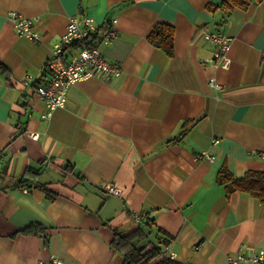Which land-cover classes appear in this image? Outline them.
<instances>
[{
  "label": "crops",
  "instance_id": "0c3cea01",
  "mask_svg": "<svg viewBox=\"0 0 264 264\" xmlns=\"http://www.w3.org/2000/svg\"><path fill=\"white\" fill-rule=\"evenodd\" d=\"M245 5L0 0V264H124L112 239L140 223L134 212L183 263L228 264L229 254L264 248V203L219 182L223 167L264 172V0ZM11 10L36 21L39 42L16 32ZM72 17L100 30L117 19L113 41L88 40L121 74L77 81L47 117L37 85ZM158 23L174 27L171 55L148 39ZM213 31L232 36L228 68L213 63ZM202 150L214 161L197 159ZM26 177L33 186L17 187Z\"/></svg>",
  "mask_w": 264,
  "mask_h": 264
},
{
  "label": "built area",
  "instance_id": "2783aa9c",
  "mask_svg": "<svg viewBox=\"0 0 264 264\" xmlns=\"http://www.w3.org/2000/svg\"><path fill=\"white\" fill-rule=\"evenodd\" d=\"M10 20L16 32L21 36H26L34 42L41 40L40 33L36 26V21L29 18L17 10L9 12ZM117 19L104 30L92 18L72 17L68 24L67 31L61 40L55 44L51 56L47 60L46 70L49 75L41 79L37 85V94L39 99L44 102L48 108L45 116L50 117L53 111L65 104L69 87L79 80L88 78L92 75L106 76L109 74L120 75L121 68L108 60L101 52L100 48L89 41V37L97 34L102 41L111 42L117 36ZM215 46V58L213 63L217 66L228 68L232 62L227 52L230 49L232 36L223 32L213 31L205 34ZM78 44V46L74 45ZM32 79V75L26 76V81ZM210 85L220 88L215 79L210 80ZM33 139L39 138L38 132H31ZM218 138L212 139V144L218 143ZM1 154V151H0ZM198 159H214L207 151H201L196 154ZM264 157V152H261ZM106 189L109 193L118 194L119 188L112 184H107ZM145 212H134L131 214V220L140 222L146 219ZM166 257L173 259V251H168V246L163 249ZM228 264H264V248H258L251 253L239 251L235 254L227 255ZM63 260L57 256H52L49 260L40 259L36 264H63Z\"/></svg>",
  "mask_w": 264,
  "mask_h": 264
},
{
  "label": "trees",
  "instance_id": "16d2710c",
  "mask_svg": "<svg viewBox=\"0 0 264 264\" xmlns=\"http://www.w3.org/2000/svg\"><path fill=\"white\" fill-rule=\"evenodd\" d=\"M250 1L251 0H239V3L248 5ZM173 34L174 27L171 24L158 23L150 31L148 39L152 44L164 49L169 55H171L173 54ZM75 46L77 47L78 44ZM1 66V71H5V66ZM30 171L31 170H29L27 174H30ZM36 171L37 170L34 172ZM219 182H230L234 188L241 189L242 191L257 197L264 203L263 171L251 170L243 177H234L226 167H223L219 173ZM33 184L34 182L30 180V177H26L19 179L16 186L19 188L31 187ZM51 198H53V196H51ZM146 224L148 225V222H145L144 219L130 230L120 231L117 228L115 229L112 245L117 249L124 250V264H188L166 257L163 253L164 245H162V243H166L168 241L167 238L162 239L157 236V242L153 239H149V235L152 233V230H147L145 227ZM33 230L35 229H33L32 225L22 229V231H25L26 233Z\"/></svg>",
  "mask_w": 264,
  "mask_h": 264
},
{
  "label": "rangeland",
  "instance_id": "374dc122",
  "mask_svg": "<svg viewBox=\"0 0 264 264\" xmlns=\"http://www.w3.org/2000/svg\"><path fill=\"white\" fill-rule=\"evenodd\" d=\"M211 79H214V78H211ZM211 79H210V80H211ZM210 80H209V83H210ZM215 81H216V80H215ZM202 151H207V152H209L211 155H214L213 153H211V152L208 151V150H202ZM260 153H261V152H260ZM196 156H197V155H196ZM196 158H197V157H196ZM197 159H198V158H197ZM202 159H207V158H202ZM214 159H215V155H214ZM214 159H213V160H209V159H207V160H209V161H214ZM150 235H151L152 238H155L154 235H152V234H150ZM150 235H149V236H150ZM155 239H156V238H155ZM165 247H166V246H164L163 249H164Z\"/></svg>",
  "mask_w": 264,
  "mask_h": 264
}]
</instances>
